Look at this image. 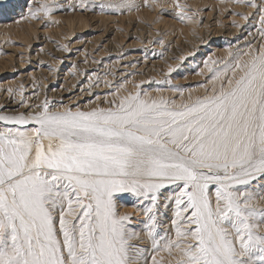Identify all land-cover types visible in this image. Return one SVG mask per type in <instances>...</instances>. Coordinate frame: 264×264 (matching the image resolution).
<instances>
[{
    "label": "snow or ice",
    "instance_id": "1",
    "mask_svg": "<svg viewBox=\"0 0 264 264\" xmlns=\"http://www.w3.org/2000/svg\"><path fill=\"white\" fill-rule=\"evenodd\" d=\"M89 2L80 0L81 8ZM237 2L255 11L234 13L245 21L234 26L243 34L258 16L264 37V7ZM58 10L0 0V18L19 11L39 19L37 13L48 17ZM177 17L189 19L183 10ZM179 67H169L168 76L179 75ZM205 67L206 79L221 81L220 88L181 105L144 99L146 90L137 85L107 108L53 111L62 100L45 95L32 104L23 87L7 89L10 98L19 93L16 108L25 111L5 114L7 106L0 105V264H162L160 252L175 264H264V234L253 222L264 210L251 207L256 194L249 188L264 176V49H237ZM162 84L183 95L167 80L149 81V87ZM108 88L112 94L113 85ZM121 194L141 201L140 230L151 241V255L130 243L138 230L118 212ZM162 196L165 208L173 205L170 234L163 236Z\"/></svg>",
    "mask_w": 264,
    "mask_h": 264
},
{
    "label": "rangeland",
    "instance_id": "2",
    "mask_svg": "<svg viewBox=\"0 0 264 264\" xmlns=\"http://www.w3.org/2000/svg\"><path fill=\"white\" fill-rule=\"evenodd\" d=\"M256 3L264 7L261 0ZM29 4L36 8L47 4L60 10L48 17L37 13L39 19L21 16L19 11L11 18H0V105L7 106L5 114L13 109L25 111L24 107L16 108L19 93L13 99L6 91L20 87L28 93L25 99L32 104L41 103L45 95L51 101L62 100L63 107H55L53 111H63L70 105L83 110L107 108L108 101L118 102L134 94L137 85L146 90L144 99L163 97L174 101V105L191 103L198 97L211 96L220 88L221 81L206 79L209 76L206 61L223 62L229 52L237 49L243 52L264 49L258 16L243 34L234 26V22L245 23L234 13L255 11L237 0H90L83 9L80 0H29ZM101 5L118 7L112 10ZM181 10L189 19H178ZM23 11L26 14L28 7ZM245 44L250 47H243ZM102 58L104 63L100 64ZM240 59L247 61L249 57L244 55ZM177 66L180 74L169 77V67ZM92 69L95 73L83 75ZM165 80L181 86L183 95L170 90L168 84L149 87V81ZM109 84L113 85L112 94H106ZM34 89L36 95L32 96ZM35 110L32 108L26 114ZM249 188L256 194L250 201L251 207L264 210V176L254 180ZM214 190L212 186L213 193ZM170 191L165 190L164 196ZM121 195L118 212L129 215L131 225L138 230V236L130 243L147 249L146 256L151 255V241L140 230L145 220L143 210L137 206L141 201L130 194ZM164 203L162 196L159 227L162 236L170 234L173 216V205L165 208ZM253 222L257 225L255 231L264 234V216ZM157 258H161L162 264H175L165 252H160Z\"/></svg>",
    "mask_w": 264,
    "mask_h": 264
},
{
    "label": "bare ground",
    "instance_id": "3",
    "mask_svg": "<svg viewBox=\"0 0 264 264\" xmlns=\"http://www.w3.org/2000/svg\"><path fill=\"white\" fill-rule=\"evenodd\" d=\"M120 209V208H119Z\"/></svg>",
    "mask_w": 264,
    "mask_h": 264
}]
</instances>
